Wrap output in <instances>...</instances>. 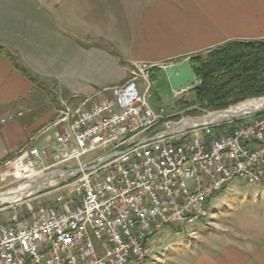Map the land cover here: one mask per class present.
I'll return each instance as SVG.
<instances>
[{
    "label": "built area",
    "instance_id": "obj_1",
    "mask_svg": "<svg viewBox=\"0 0 264 264\" xmlns=\"http://www.w3.org/2000/svg\"><path fill=\"white\" fill-rule=\"evenodd\" d=\"M134 67L125 84L100 92L84 111L64 114L5 165L19 186L0 196L31 189L14 201L0 199V213L12 212L0 223V264L142 262L145 237L160 223L201 220L235 179L264 181V98L230 107L259 104L256 114L195 124L191 118L213 112L190 116L153 106L155 66ZM196 88L174 91L173 99Z\"/></svg>",
    "mask_w": 264,
    "mask_h": 264
},
{
    "label": "crops",
    "instance_id": "obj_2",
    "mask_svg": "<svg viewBox=\"0 0 264 264\" xmlns=\"http://www.w3.org/2000/svg\"><path fill=\"white\" fill-rule=\"evenodd\" d=\"M259 40L264 0H0V162L37 139L39 120L4 117L30 108L38 94L93 99L125 84L135 64H175ZM257 208L238 216L235 236L227 232L226 242L194 252L188 264H264Z\"/></svg>",
    "mask_w": 264,
    "mask_h": 264
},
{
    "label": "rangeland",
    "instance_id": "obj_3",
    "mask_svg": "<svg viewBox=\"0 0 264 264\" xmlns=\"http://www.w3.org/2000/svg\"><path fill=\"white\" fill-rule=\"evenodd\" d=\"M250 42L264 43V40ZM205 54H197L191 58H196L197 60L199 57H205ZM133 68L135 67L133 66ZM152 74L154 88L152 90L153 98L150 102L153 106L158 107L162 105L177 110H185L186 114H191L198 110L195 89L179 101H175L173 99L174 90L166 72L161 69V65L155 67ZM93 100L94 98L86 99L83 97L74 99L71 95H66L65 93H58L56 91L49 93L47 91L45 94H38L36 101L30 103V108L24 105L23 107L11 109L10 113H5L4 118L9 121L19 119L22 122L29 123L33 122L36 118L35 121L39 120L38 124L40 125L37 127L36 134L34 133L37 136L46 132L64 114L68 113L70 116H73L78 111L86 110ZM43 117L45 119L41 120ZM46 119L47 121L45 122ZM162 128L159 127L157 130H161ZM225 130L220 129V133L222 131L225 132ZM30 143L31 140L23 147L30 145ZM99 156L100 154L92 155L90 159L96 160ZM14 158L11 156L0 162V195L19 186V183H14L11 177L3 173L5 165ZM55 196V194L46 195L34 200V202L38 204L43 201H49ZM259 204L264 208V181L258 185L250 186L244 179H235L233 182H230L224 191L214 196L210 204L207 205L206 214L201 220L189 221L188 225L164 227L154 238L148 241L146 260L142 262L132 260L128 264H188L194 252H208L212 248L226 242L224 234L227 232L235 236L237 233L236 220L238 216L243 215L247 211L257 210ZM252 207H256L257 209H251ZM11 215V211L1 212L0 223H6Z\"/></svg>",
    "mask_w": 264,
    "mask_h": 264
},
{
    "label": "trees",
    "instance_id": "obj_4",
    "mask_svg": "<svg viewBox=\"0 0 264 264\" xmlns=\"http://www.w3.org/2000/svg\"><path fill=\"white\" fill-rule=\"evenodd\" d=\"M205 55L190 60L200 85L195 89L198 110L188 115L264 98V43L230 42Z\"/></svg>",
    "mask_w": 264,
    "mask_h": 264
},
{
    "label": "water",
    "instance_id": "obj_5",
    "mask_svg": "<svg viewBox=\"0 0 264 264\" xmlns=\"http://www.w3.org/2000/svg\"><path fill=\"white\" fill-rule=\"evenodd\" d=\"M164 71L166 72L169 81L171 83L172 89L174 91L180 90L182 88H185L189 85H194L195 87H198L200 85V81L198 80L196 73L192 67V64L190 62V60H184L180 63H175V64H168ZM254 100H258V99H253V100H249V101H254ZM248 102V101H246ZM230 111V108L224 111H217V112H213L211 115H215V114H226L227 112ZM252 114H256L257 111H253L251 112ZM211 115H207V116H203V117H197V118H191L190 122L195 123V124H201L207 121L212 120L211 119ZM247 115V114H246ZM244 116H236L237 118L240 117H245ZM235 116H230V118H236ZM50 175L47 176V178ZM46 179H43L41 181H39L38 183H35V186L33 187L34 190H37L39 188V186L45 182ZM2 197V196H0Z\"/></svg>",
    "mask_w": 264,
    "mask_h": 264
},
{
    "label": "bare ground",
    "instance_id": "obj_6",
    "mask_svg": "<svg viewBox=\"0 0 264 264\" xmlns=\"http://www.w3.org/2000/svg\"><path fill=\"white\" fill-rule=\"evenodd\" d=\"M254 103V102H253ZM259 104H244L242 106H240L239 108L236 109H231L229 112H227L226 114H215V115H211V119L214 120H223L224 118L230 117V116H244L246 114H249L254 110V106L255 107H259ZM35 186V184L32 186V188ZM29 187V185L27 187H23L20 189H16V190H12L10 192H8L7 194L3 195L2 197H0V199H4V201H14L16 198L19 197V195H23L26 194V189ZM30 188H28V190H30ZM206 214V209H204L203 211V217ZM189 222V221H188ZM167 226V223H160L159 225H157V228L155 230V232H152V235H149L147 237H145V246H148V241L152 238H154L159 231H161L164 227ZM147 255V254H146ZM146 255L143 257V260H146L145 257ZM147 258V257H146ZM135 260L137 262H140V257H131V258H127V264L132 261Z\"/></svg>",
    "mask_w": 264,
    "mask_h": 264
}]
</instances>
